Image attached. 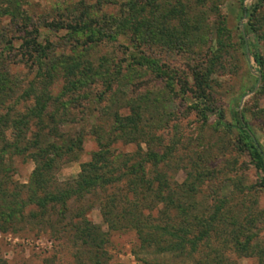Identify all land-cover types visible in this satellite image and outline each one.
Masks as SVG:
<instances>
[{"label":"rangeland","instance_id":"1","mask_svg":"<svg viewBox=\"0 0 264 264\" xmlns=\"http://www.w3.org/2000/svg\"><path fill=\"white\" fill-rule=\"evenodd\" d=\"M40 94L41 131L30 117ZM135 109L134 142L113 121ZM0 117V217L14 211L0 218V264H91L76 212L104 234V264H264L262 174L238 124L264 154V0H0ZM52 127L81 138L57 161V184L98 151L105 170L137 166L150 180L158 155L164 181L193 189L196 211L217 207L206 247L158 254L133 230L108 229L98 203L112 188L69 200L64 216L25 205L34 164L22 148Z\"/></svg>","mask_w":264,"mask_h":264},{"label":"trees","instance_id":"2","mask_svg":"<svg viewBox=\"0 0 264 264\" xmlns=\"http://www.w3.org/2000/svg\"><path fill=\"white\" fill-rule=\"evenodd\" d=\"M32 43L36 46L34 42ZM78 89L79 86H65L62 91L72 95ZM35 97V99H40L41 103L36 105L30 117L37 119L40 126L39 131H41L44 129L42 126L47 125L44 124L41 111L44 107L45 95L40 94ZM139 119V112L136 109L131 110L128 116L115 118L113 124L116 128L114 129H117L119 134L129 141L135 142L137 139H143L144 135H140ZM238 124L244 139L247 141L250 159L255 168L262 174L260 187H264L263 150L257 140L251 139L250 132L245 128L243 122L238 121ZM45 133L44 135L41 133L34 135L29 146L22 148L23 151L28 152L30 158L32 157L31 161L34 164L28 184L25 187L27 192L25 205H33L40 211L47 207L57 206L59 215L64 216L68 212L67 202L69 200L72 199L74 202L95 190L103 192L112 188L114 193L104 196L98 203L102 221L108 229H131L134 231L136 239L141 243L148 245L155 243V250L158 254L167 253L180 256L186 253L189 255L196 252L198 246L206 247L209 229L216 220L217 207L210 208V212L207 214L196 211L198 206L192 202L193 196L189 193L193 189H185L183 183L177 185L174 182L169 184L164 181V176L156 169L160 160V158L157 159L158 155L153 154L152 156L155 160L151 164L153 170H151L152 179L150 180L145 178L143 168L137 166L132 169V165L129 167L122 165L119 170H105L107 165L100 164L104 152L98 151L92 153L88 162L81 164L75 179L57 184L52 176L57 161L61 155H69L75 147L78 148L81 138L78 134L73 136L58 134L54 127L49 128ZM44 137L47 141L42 144ZM140 159L138 158V160ZM130 177L132 179H129ZM128 194L133 195L135 200L129 202L126 199ZM147 196L149 200L145 199ZM21 206L24 207V205ZM21 206L17 205L19 208ZM6 209L7 214L1 215L5 219L12 218L14 212L12 208L9 206ZM146 210L154 213V216L150 217V214H143V211ZM74 218L80 219L77 223L69 221L75 239H78L82 245L88 246L89 249L95 250L88 256L91 264H104L101 261L100 252L98 253L104 234L98 226L85 220L80 212L70 216L69 220ZM232 225L237 224L232 223ZM237 227V230H240L239 225ZM235 238L238 237L235 236Z\"/></svg>","mask_w":264,"mask_h":264}]
</instances>
